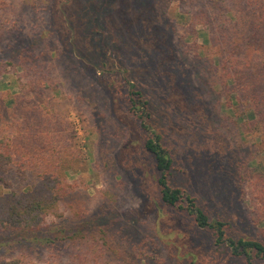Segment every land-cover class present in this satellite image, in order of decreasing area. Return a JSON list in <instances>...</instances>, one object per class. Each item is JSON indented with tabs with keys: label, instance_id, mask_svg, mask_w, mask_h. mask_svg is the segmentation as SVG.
Segmentation results:
<instances>
[{
	"label": "rangeland",
	"instance_id": "374dc122",
	"mask_svg": "<svg viewBox=\"0 0 264 264\" xmlns=\"http://www.w3.org/2000/svg\"><path fill=\"white\" fill-rule=\"evenodd\" d=\"M47 1L0 4V48L41 38L34 67L7 65L8 56L0 54V131L15 138L45 133L57 145H70L71 164L61 176L71 189L46 221L110 207L107 217L114 221L153 228L161 247L154 252L150 245L154 257L146 261L121 241L119 223L111 226L105 264H161L163 257L167 264H244L216 247L210 231L161 203L152 157L142 147L145 134L129 103L131 83L148 101L151 125L170 149L171 182L195 197L210 218L223 220L227 235L256 236L251 195L239 188L234 168L244 162L264 172V128L253 125L254 113L235 88L231 60L242 67L249 51L241 41L240 53L228 54L237 31L246 30L244 3L61 0L71 29L66 37L54 29L53 0ZM112 159L126 174V188L109 167ZM0 236V254L14 257L11 240L18 236L1 227ZM33 250L27 264H40L43 257Z\"/></svg>",
	"mask_w": 264,
	"mask_h": 264
},
{
	"label": "trees",
	"instance_id": "16d2710c",
	"mask_svg": "<svg viewBox=\"0 0 264 264\" xmlns=\"http://www.w3.org/2000/svg\"><path fill=\"white\" fill-rule=\"evenodd\" d=\"M3 1L0 0V4ZM60 1L52 2L54 29L68 37L71 29L63 17ZM232 1L244 3V8L249 12L246 30L237 31L239 40L234 39L228 45L231 57H236L234 51L240 53L242 42L249 51L241 60L242 67L239 62L231 60L235 67V88L239 99L248 102V108L254 113L253 125L264 128V0ZM49 32L47 30V34ZM40 39L33 38L23 45L15 41L12 45L2 46L0 54L8 56L7 65L19 63L27 67L32 64L34 67L35 59L39 57L34 51ZM68 43L75 44V41ZM94 49L98 51L97 47ZM75 50L81 52L79 48ZM87 53L85 50L83 56L92 63V54L88 57ZM129 103L130 110L139 121L141 134H145L142 147L152 157L161 203L191 218L195 227L210 231L214 245L227 250L231 257L244 264H254L256 261L264 264V172L253 171L244 162L236 163L234 169L238 186L242 190L243 187L247 188L251 195V218L258 230L254 237L235 239L227 235L223 220L210 218L197 204L195 197L171 182L174 160L170 149L162 144L160 136L151 125L148 101L131 83ZM32 137L31 134H19L15 138L4 133V130L0 131V227L18 236L17 240H11L17 254L14 257L0 254V264H27L34 256V248L43 257L40 264H105L102 261L105 253L103 246L108 243L105 235L117 223L118 231L122 232L119 237L124 244L128 242L130 251L146 261L152 259L154 256L151 255L153 251H149L150 245L155 246L154 252L161 247V243L155 241L153 228L144 223L134 225L127 219L114 221L107 217L106 211L110 207L100 208L97 213L89 216L76 213L60 221H46L48 214L69 192L70 186L65 184L61 173L71 164L67 154L70 145H57L56 140L45 133L41 134V138L39 135ZM110 166L118 177V185L126 188V174L119 170L115 159L110 161ZM116 204V201L112 203L114 206ZM112 251L119 252L113 248ZM160 263L167 264L168 261L163 257Z\"/></svg>",
	"mask_w": 264,
	"mask_h": 264
}]
</instances>
